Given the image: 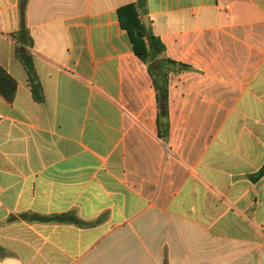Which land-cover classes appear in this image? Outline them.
<instances>
[{"label": "crops", "instance_id": "1", "mask_svg": "<svg viewBox=\"0 0 264 264\" xmlns=\"http://www.w3.org/2000/svg\"><path fill=\"white\" fill-rule=\"evenodd\" d=\"M136 1L0 0V264H264V0H147L177 63L167 140L119 19Z\"/></svg>", "mask_w": 264, "mask_h": 264}, {"label": "trees", "instance_id": "2", "mask_svg": "<svg viewBox=\"0 0 264 264\" xmlns=\"http://www.w3.org/2000/svg\"><path fill=\"white\" fill-rule=\"evenodd\" d=\"M146 3L147 0H137L135 3L121 7L118 13L122 27L129 33L136 56L148 66L157 93L159 137L167 140L170 133L168 74L171 66L177 63L164 56L166 52L165 45L151 28L149 31L146 29L142 21V18L147 14ZM12 38L23 47H33V40L24 22H22L20 31L13 34ZM23 47L18 48V58L27 72L34 100L43 103L45 101L44 90L35 68L33 55L26 52ZM20 50H23V52L20 53ZM17 88L16 80L0 66V95L11 103L14 101ZM250 177L254 182L259 181L264 177V166L259 172ZM35 219L46 222L75 224L80 227L88 225L75 215L37 216Z\"/></svg>", "mask_w": 264, "mask_h": 264}, {"label": "water", "instance_id": "3", "mask_svg": "<svg viewBox=\"0 0 264 264\" xmlns=\"http://www.w3.org/2000/svg\"><path fill=\"white\" fill-rule=\"evenodd\" d=\"M142 21H143V23H144L146 29L149 31V30H150V21H149L148 17H146V16L143 17V18H142Z\"/></svg>", "mask_w": 264, "mask_h": 264}]
</instances>
